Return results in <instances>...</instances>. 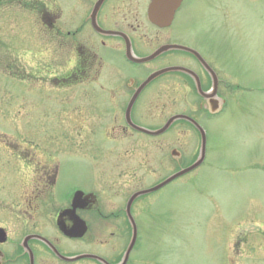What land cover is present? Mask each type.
<instances>
[{
	"label": "rangeland",
	"instance_id": "obj_1",
	"mask_svg": "<svg viewBox=\"0 0 264 264\" xmlns=\"http://www.w3.org/2000/svg\"><path fill=\"white\" fill-rule=\"evenodd\" d=\"M216 1L214 41L230 47L233 81L243 87L234 89L224 111L200 120L208 131L205 163L134 201L138 238L126 264H264V165L252 163L254 159L264 163V0ZM207 12L208 6L194 7L187 34H199ZM80 36L85 39V31ZM4 37L20 40L23 33H0L7 40ZM9 52L0 47V223L8 225L14 239L23 223L10 209L19 200L20 188L13 181L15 162L8 156L21 154V146H27L26 153H35L32 150L38 146L37 156H70L69 168L60 172L61 189L75 183L92 189L101 177L118 178L121 187L116 194L108 187L98 193L99 200L112 209L119 206L112 198L119 197L122 207L131 189L174 170L171 146L179 145L187 154L195 151L194 137H178L180 123L163 135L127 131L118 133L113 143L97 137L103 115H110L92 107L96 106L93 99L102 98V93L85 97V82L57 90L52 84L28 81L24 89L22 81L4 75ZM155 103L150 94L141 97L132 112L136 122L158 125L168 112ZM119 144L123 148L120 154L109 149ZM81 156H89L84 157L85 166ZM98 156L104 158L100 167L91 159ZM122 170L136 172L125 177ZM107 210L102 206L103 213ZM113 214L108 221L100 219L89 225L85 252L109 260L121 254L129 239L128 225L122 215ZM231 229L232 250H226ZM70 264L101 263L83 258Z\"/></svg>",
	"mask_w": 264,
	"mask_h": 264
},
{
	"label": "flooded vegetation",
	"instance_id": "obj_2",
	"mask_svg": "<svg viewBox=\"0 0 264 264\" xmlns=\"http://www.w3.org/2000/svg\"><path fill=\"white\" fill-rule=\"evenodd\" d=\"M216 2L179 0L171 4L172 12H168L167 20L160 25L154 23L149 15L152 0H0V33H23L20 40L0 38V47L8 49L11 56L4 75L22 81L24 89L28 83L34 84L36 81L49 86L55 84L57 90L58 86L67 89L74 82L77 84L85 80V97L102 93V98L96 96L93 99L96 108L92 107L110 115H103L104 120L98 125L104 123L98 126L95 133L110 143L117 139L118 133L136 132L123 120L122 115L129 97L135 92L138 95L131 109L133 120L139 100L148 94L156 99L162 109L166 108V117L182 112L191 113L194 117H197L196 113L202 114L209 118L208 111L213 100L220 98L224 106L234 89L228 56L230 47L226 43L221 46L214 41L216 24L213 10L217 8ZM202 6H208L206 18L203 16L204 25H199V34L191 31L187 34L191 12L194 7L202 9ZM83 31L85 39L79 35ZM162 45L166 49L145 61H137V58L150 55ZM177 45L195 49L202 58ZM42 55L45 60L41 62ZM28 60L31 62L27 63ZM170 66H186L194 70L196 80L182 70L169 69L141 86L148 73ZM122 93L126 96H118ZM117 96L121 98L117 99ZM178 123L183 125L178 129V137H194L197 144L201 135L193 124L185 120L173 121L161 135L169 133ZM199 123L205 130L207 141V125ZM26 147H21L23 152L18 156H8L15 162L16 176L13 181L20 188L19 200L10 209L16 213L15 218L23 223V227L14 239L8 225L0 223L7 234L6 239L0 242V264H31V261L32 264H70L57 256L43 240L30 235H42L61 253L73 254L85 251V236L92 223L100 219L108 221L113 213L122 215L128 222L124 204L121 207L119 197L112 198L113 203L119 204L112 209L98 196L99 192H106V187L111 189L110 193L116 194L121 187L118 178H111L113 175L101 177L98 186L92 189L85 190L77 183L61 189L60 172L69 168L70 156H37L35 150L38 147H35V153H26ZM172 147L176 148L177 153L173 155L176 156L173 158L176 162L174 170L187 166L199 157L196 148L187 154L183 147L176 144L168 150ZM109 149L120 154L123 148L119 144L116 149L110 146ZM84 157L89 156H81L83 166ZM91 159L100 167L104 158L98 156ZM204 160L205 156L192 171L202 166ZM110 161L111 165L115 163L113 157ZM252 163L264 165L258 159ZM122 172L126 173L125 177H130L136 171ZM75 192L78 194L74 199ZM85 193H92V203L85 204ZM102 206L108 209L105 213ZM121 210L123 212L119 213ZM132 214L136 221V215L134 212ZM77 221L84 227L85 223L88 226L86 233L83 231L80 236H67L59 228L70 229ZM114 221L115 224L119 223L117 219ZM233 231L231 229L225 240L226 250H232L229 242L232 243ZM237 244H240V240H237Z\"/></svg>",
	"mask_w": 264,
	"mask_h": 264
},
{
	"label": "water",
	"instance_id": "obj_3",
	"mask_svg": "<svg viewBox=\"0 0 264 264\" xmlns=\"http://www.w3.org/2000/svg\"><path fill=\"white\" fill-rule=\"evenodd\" d=\"M163 4H165L164 0H155L154 8L152 7V8L154 9V14H153V15H154V19H155V21H157V22H159V23H160V21L164 18V16H163L162 14H160L162 11L159 13V10L164 8V7L162 6ZM151 12H152V11H151ZM151 15H152V14H151ZM127 115H129V110H127ZM176 116H178V117H186V118H188L189 120L195 122L192 118H190V117H188V116H185V115H176ZM135 126H136V125H135ZM136 127L140 128V129H143V130H146V129H144V128H142V127H139V126H136ZM162 129H163V128H161V129H159V130H156V131H154V132L156 133V132H158V131H161ZM146 131H148V130H146ZM203 141H204V138H203ZM194 165H195V164H194ZM194 165H192V166H190V167H188V168H185V169H183V170H181V171H179V172H177V173L172 174L171 176H169L168 178H166L163 182L159 183L157 186H154V187H152V188H149V189H146V190H141V191H138V192L134 193L133 196L131 197L130 201H131L136 195H138V194H140V193H143V192H145V191L153 190V189H155V188L161 186L162 184L168 182L169 180H171L172 178L176 177V176L179 175L180 173H182V172H184V171H186V170H188V169L194 167ZM130 218H131V217H130ZM131 219H132V218H131ZM132 222H133V221H132ZM85 229H86V226H85ZM0 230H1V229H0ZM135 235H136V227H135V224H134V222H133V236H132V239H131V241H130V244H129L127 250H126V253H125V256H124V261H125V259L127 258L128 253H129V251H130V249H131V247H132V245H133V243H134ZM2 239H4V237H3V234H2L1 231H0V240H2ZM59 255H60V254H59ZM60 256L63 257V258H65V259H67V260L76 259V258H78V257H82V256H85V257H92V258H96V259L100 260V261L103 262L104 264H112V263L107 262L104 258H102V257H100V256H98V255H95V254H91V253H84V254H80V255H77V256H73V257H65V256H63V255H60ZM124 261H123L122 263H119V264H123Z\"/></svg>",
	"mask_w": 264,
	"mask_h": 264
}]
</instances>
